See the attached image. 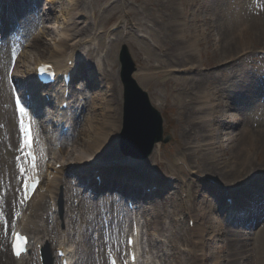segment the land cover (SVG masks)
<instances>
[{
    "label": "rangeland",
    "instance_id": "rangeland-1",
    "mask_svg": "<svg viewBox=\"0 0 264 264\" xmlns=\"http://www.w3.org/2000/svg\"><path fill=\"white\" fill-rule=\"evenodd\" d=\"M38 3L39 8L36 11L39 10L38 14L42 12L43 16L35 35H39L40 29L46 31V40L42 38L43 41L42 39L37 41L41 51L44 47L51 48V39L56 37L59 30L65 29L60 12L62 8L64 13H69L68 21L75 31L88 26L84 32L79 33L76 40L69 42L71 45L77 43L76 55L84 63L81 66V75L75 81V87H80L76 92L77 98L80 97V100L84 98L83 101H87L88 97L87 104L93 107L96 93L107 89V82L113 84L108 88L111 90L108 93H112V105L115 115L119 118L117 125L122 128L124 101L119 52L121 46L126 44L137 69L133 76L148 92L151 102L161 112L165 134L171 136L169 143L155 147L148 159L150 170L143 171L144 178L120 176L105 170L108 174L104 182L98 184L93 182V174L84 177L81 174L70 173V169H77L82 174L94 172L95 168L89 161L87 169L79 170L75 165H71L69 172L57 175V179L63 177L70 188L71 182L75 183L82 179L83 183L80 186L83 188L78 189L83 194L87 190L93 191L91 194L94 196L93 200L106 196L110 203L114 197L116 204H119L117 194L133 200L135 198L139 206L137 214L144 222L140 242L142 260L148 262L147 264H227L234 260L236 264H264V67L260 63H263L261 53L264 52V0H78L73 5L67 0H54L53 4L51 1L38 0ZM35 16L39 18V15ZM98 37L103 47V55L107 56L109 50L111 65L115 66L116 75L113 82L105 78L103 81L99 80L96 70V63H99L96 44ZM28 50L29 58L34 60L38 56L37 53L26 48V51ZM89 50H92L96 62L94 59L90 61L87 59L86 52ZM47 53L49 52L42 54L41 59H45L43 57L47 56ZM204 61L207 62L203 63ZM24 63H27L26 60H23L21 65ZM3 67L4 64H1V72ZM145 67H149L146 72L150 76V83L138 76V71L141 72ZM108 69L111 70V67ZM197 78L207 79L201 85L195 86L193 83ZM190 87H194L193 92L196 95L207 91L218 93L219 88L217 103L221 101L230 105L223 112V115L225 114L223 118L232 126L223 125L224 132L230 129L231 133L241 134L245 123L252 129L256 146L250 153L251 160L245 165L248 170L240 176L236 177L235 173H221L219 170L224 169L223 165L219 164L217 168L215 163H210L205 169L198 166L199 161H193L189 168L184 165L177 168L171 166L170 155L175 144L183 137L182 127H187L191 120L188 117L189 108L185 105L189 101L185 93ZM6 102L11 103V98L6 94L2 81L0 84L2 208L7 205V199L12 198L15 185L13 176L16 170L14 165L16 147L12 139L10 141L12 135L10 132L13 133V138L15 137V127L13 114ZM54 106L55 104L49 103L47 108L49 110ZM48 117L50 119V113L47 119ZM82 124L83 122L77 127L81 129ZM74 134L66 146V156L70 161L73 159L74 147L78 148L81 145L78 131ZM223 143L230 147L229 154L223 159L233 158L238 148L242 147L240 142L225 140ZM54 154L55 157L61 155L59 151H55ZM223 159L221 158L218 163ZM172 161L175 162L176 158ZM54 163L55 161L52 164ZM230 165L233 163L228 164ZM87 177L90 180H87ZM52 178V175L47 176L49 181ZM152 178L163 181L154 182L157 185L151 188L146 183ZM240 182L242 184H239ZM138 184L140 187L136 188ZM238 186L239 195L242 196L236 205L240 208L236 207L234 214L229 212L228 206L231 205L226 203V198L232 197L231 190ZM64 187L56 190L57 207L61 205L63 211L55 215L57 220L51 219L58 231L54 234L56 237L66 234L70 227L68 218L71 212L67 210V198L71 192H67ZM251 187L255 190L248 193ZM146 188H149V191H146ZM74 202L78 203L77 199H74ZM87 203L91 206V203ZM82 206L81 211L84 215L86 209L92 212L91 207ZM45 209L49 211V204ZM149 210L153 211L152 215H149ZM154 214H157L158 223L157 231L153 233L149 228L150 224L152 227L155 225L152 218ZM197 214H200V223L207 226V233L214 234L206 235L203 243L195 244L194 220L190 221V218ZM259 218L261 220L255 223ZM76 219V227L80 226L81 232H85L87 227L81 226L82 218H77L76 214ZM102 233L104 231L100 234ZM72 239L71 236L70 240ZM89 239V246L84 248L90 250L93 247L92 236ZM71 243L75 248L76 244ZM84 243L89 242L87 240ZM49 244L51 254L55 257L56 244L51 242ZM109 253V250L105 253L102 247L96 248L92 253L93 258L87 253L88 257L92 258L89 264H108Z\"/></svg>",
    "mask_w": 264,
    "mask_h": 264
},
{
    "label": "bare ground",
    "instance_id": "bare-ground-1",
    "mask_svg": "<svg viewBox=\"0 0 264 264\" xmlns=\"http://www.w3.org/2000/svg\"><path fill=\"white\" fill-rule=\"evenodd\" d=\"M53 4L54 0H46V2H50ZM71 5L78 0H67ZM30 0H0V22H1V28L2 30H8L12 26H17L15 25V22L13 23L10 21L13 17V14L15 13L14 11H17L19 9H23L22 7H26L27 5L29 6ZM61 12V18L63 19L64 22V30H59V33L56 34V37L51 39V48H46L44 47V50L41 51L39 47V43L37 41H41L42 38L46 40L45 30H39V35H33V32L30 34L32 37L31 42L24 45V48H30L32 49V52L37 53V57L33 60L32 58H29V50L22 51V54L19 57V60L17 62V65L14 69L13 72V78L16 79V81L21 80L19 82H22L25 85L24 92L26 94H31V97L33 98H39L40 95L36 92L34 89L33 85L29 84L31 81L29 80L30 76H33L35 73V68L37 65L41 64V62H45L48 64H52L57 72V74L63 73V72H71L73 75L77 76V72L74 67V63L76 59V53L75 49H77V43L74 45L69 44L70 41H74L78 38L79 33L84 32L88 26L83 27L82 29H78L75 31L74 28H72L71 24H69V13H64L63 8L60 11ZM25 13L21 16L23 17ZM24 18L23 20L19 21V26L22 27L24 24ZM37 23L36 21L32 23L33 29H38L36 26ZM77 28V27H76ZM35 30V31H36ZM27 32V31H26ZM28 32H30L28 30ZM97 37V36H96ZM21 42L17 38H7V41L4 43H1L0 49H3V47L11 46L14 42ZM43 41V39H42ZM192 43V41H191ZM195 42H193L194 44ZM97 44V51H98V62L97 64V72L101 74V80L103 81V78L110 79L111 82L115 80L113 77H115V66L114 64L111 65L110 59H109V50L106 53L107 56L103 55V47L101 45V40L98 37V42ZM22 45V43L20 44ZM71 45V46H70ZM79 45V44H78ZM190 47V46H188ZM187 47V48H188ZM34 49V50H33ZM47 53V56L42 58V54ZM87 56L89 57L88 60L94 59L96 62L95 56L92 55V50H89L87 53ZM7 59H5L6 61ZM23 60L27 63H23ZM72 61V64L69 65V62ZM207 61H204L205 63ZM32 65L35 66V68H32ZM108 67H111V70L108 69ZM149 67H145L144 69L141 70V72L138 71V76L141 80H148L150 83V76L147 74L146 70ZM193 68V67H192ZM190 68V70H192ZM144 71V72H142ZM212 77V76H211ZM207 78H197L194 81V85H201ZM36 82V80H35ZM73 82V80H72ZM21 84V83H20ZM59 85H55L53 87V91L49 94L51 98L52 104H57L58 101L59 104L57 106H54V113L56 114V120H54L56 123L59 125L62 124V122L68 123L69 121V111L71 109L75 110L77 107H79L77 110L81 113L78 116V120L74 121V127H75V132L78 131V134L81 139V145L79 143V147L75 148L73 150V159L70 161L68 157L66 156V146L68 145V142L65 139H62L58 143V148L60 149L59 152L61 153L60 156L56 158V164L60 163L61 164V169L57 170L56 169V164L47 166L48 167V174L53 175V179L51 181L42 178V182L37 188L31 203L28 206H24L22 202V197H20V193H22V187L21 183H19L20 178L22 175L18 170H14V192L12 195L11 200L7 199V205L5 206V209L2 212L1 218H0V264H36L33 259H30L29 255L23 256L20 260H16L15 263H12V257L10 255L9 247L7 249L6 247V237L1 235L3 233L2 227L3 224H7L10 222H13L14 219H16V215L19 213V216L17 217L18 222L16 223V229H21L24 233H27L31 240L33 241V247L31 250L37 254L39 251V246H45L47 242L53 238V233L54 230L52 227H49V224L47 223V220L50 216H53L51 212H48L45 209V206L47 204V199H48V204H50V209L55 205L56 202V191L53 190V187L57 189L59 186H67L68 182L66 180H63V177H58L60 179H57V175H62L63 173L69 172L68 166H71L72 163L76 165L78 169L80 168H87L88 167V161L91 159L93 155L99 156L103 153H106L107 151L112 150V154L114 151V147L117 146V140L119 137L118 131H120V127L117 125L119 122V118L117 115H115L114 112V107H113V99H112V93L110 89H108L110 86L113 84H110L107 82L108 86L107 89H104L103 91L100 90L99 92L96 93V95L93 98V107L90 104H87V101H84L83 103L78 98L77 100L71 99H65L64 98V91H63V83L60 81L58 83ZM72 85V83H71ZM38 86V85H37ZM242 86V85H241ZM143 88V87H142ZM194 87L188 88L186 91L185 95L189 97V101L183 104L187 105L189 108V115L188 117L191 118L190 122L187 124V127H182V139L178 140V142L175 144L174 151L170 155V161H171V166L172 167H178L181 165H184L186 167H190L193 161L198 162V166L200 168L205 169L210 163H215L217 168L219 164L223 165L224 169H220L219 171L223 174H231L235 173L236 177L240 174H242L244 171H247L248 168L245 166L250 160H251V151L255 149L256 143L253 140V132L252 129L248 126L247 123L244 124L243 130L241 134H235L228 131H223L222 126H232V124L226 123V118H223V112L228 108L230 105L229 103L225 102H218L217 103V94L219 93V88H217V92H203L200 95H196L194 92ZM225 89H221L223 91ZM232 92V91H230ZM48 94L47 92H45ZM41 99H43L41 97ZM36 102V101H34ZM63 102H68L69 103V109L64 110L61 108V105ZM89 105V106H88ZM160 107L159 105H157ZM9 108V104L7 106ZM49 112L53 113V110H49ZM82 116H84V120H82ZM244 119V118H243ZM71 120V119H70ZM244 121V120H242ZM46 122V120H45ZM44 122V123H45ZM82 124V128L77 127L79 124ZM245 122V121H244ZM248 122V121H247ZM178 127V124H176ZM67 126V125H66ZM78 128V130H77ZM46 130L50 131L48 128V124L46 127ZM12 141L17 143L18 147V138L14 137L13 138V133L10 132ZM77 134V136H78ZM75 135V134H74ZM52 140V149L54 147V138L51 136L50 137ZM229 140L231 142H240L239 144H242V147L238 148V150L235 152L233 158L229 157L227 159H223L224 156H227L230 151L229 146H225L223 141ZM73 141V140H72ZM77 146V145H76ZM73 147V146H72ZM17 149V148H16ZM218 150V151H217ZM92 151V153H90ZM227 152V153H226ZM173 158H176V161H172ZM221 158L223 161L221 163H218L221 161ZM131 159V157H130ZM233 159V161H231ZM229 163H233V165L228 166ZM15 165H17V162H14ZM125 165V164H122ZM248 165V164H247ZM25 166V163L23 167ZM128 165H126L127 167ZM77 170V169H76ZM119 174L121 173V171ZM117 172V173H118ZM70 173H76L74 169H70ZM80 174V173H79ZM130 174V175H129ZM130 178L134 177V172L133 171H128L127 174ZM232 177V176H231ZM62 178V179H61ZM2 181V180H1ZM71 181V180H70ZM160 181L157 178H152L150 181L147 182V185L150 187L156 186L157 184H154V182L160 183ZM45 183H49L45 185ZM76 183L79 185L81 184L80 181H76ZM44 184V186H43ZM43 187V188H42ZM75 188V186H72ZM128 188L131 189L129 185H127ZM140 185L138 184L136 188H139ZM166 187V186H165ZM161 187V188H165ZM45 189V190H44ZM42 191V192H41ZM43 191L45 193H43ZM78 192V188L76 189ZM80 192L77 193L78 196L72 198L79 199V203L81 205L83 201V205L86 208H89L87 201V197L84 196V199L80 195ZM48 195V196H47ZM73 195V193H72ZM38 196V200L37 197ZM242 196V195H241ZM40 197V198H39ZM49 197V198H48ZM36 198V199H35ZM81 198V199H80ZM238 200H236L233 203V208H236V203ZM12 202L14 204L12 205ZM91 203V201H89ZM92 211L96 212V215L102 216L103 213H105V217H107L108 220V234L103 236L102 240V248L107 249L106 245L112 243L113 236L118 235L119 238L117 240L118 243H120V238L122 237L121 234H117V229L118 232L122 233L123 227L121 222V215L125 214L127 218H124L123 221L126 223L125 220H129V213L127 210L122 209L121 206L118 208L116 203H113L110 201V204L108 200L100 199L98 201H92ZM12 205V206H11ZM17 209V212H15L14 209ZM70 208L72 210H77L80 209L79 207H75L70 203ZM145 211V208H143ZM228 209L230 207L228 206ZM114 210H117L116 214ZM141 210V209H140ZM148 213V210H146ZM79 213V212H77ZM153 211L149 210V215H152ZM50 215V216H49ZM75 217L76 214H72V218L69 219L68 225L71 226L72 224V230H69L67 233V236H75L78 235L79 242L78 244L81 245V235L83 234V231L79 230V228H76L74 225L75 222ZM194 220V227H193V234L195 236L194 238V243H203L204 237L206 235L214 234V232H210L209 234L207 226H204V224L200 223L199 217L200 214L197 215H192ZM155 225L152 227L150 224L149 231L151 229L154 231H157V223L156 219L157 214H154L152 216ZM110 219V220H109ZM116 220V222H115ZM136 220V219H135ZM88 221V220H87ZM89 222V221H88ZM100 223V218H95L91 222H89V227H87V233H84L82 236L86 238L87 240L90 237L89 231H92L93 225H98ZM133 223V221H132ZM141 221H137V226L140 227ZM210 225V223H209ZM210 227V226H209ZM15 228V224L13 226V229ZM122 228V229H121ZM125 228V227H124ZM152 233V234H153ZM105 234V233H103ZM151 234V233H150ZM154 236V235H153ZM138 237V236H137ZM63 236L60 237V241L58 242L57 248L64 250L66 254V258L69 260V264H89V262L92 261V258L88 257L87 254H83V249L79 250V247H76V252L75 255L76 258L73 256L74 250H73V245H65L63 243ZM138 241L136 242L135 248H133L136 252V256L139 258V237L137 239ZM109 250H115L116 253L119 256L122 255V247L120 248V251L118 252V249L114 247V245H111ZM38 257V254H37ZM141 258V256H140ZM61 261V259H60ZM229 261L227 264H236V261L234 260L232 263ZM39 264V263H38Z\"/></svg>",
    "mask_w": 264,
    "mask_h": 264
},
{
    "label": "water",
    "instance_id": "water-1",
    "mask_svg": "<svg viewBox=\"0 0 264 264\" xmlns=\"http://www.w3.org/2000/svg\"><path fill=\"white\" fill-rule=\"evenodd\" d=\"M121 80L124 85V121L120 143L114 147L113 157L126 164L147 159L156 143L169 141L163 138L162 118L150 104L132 75L135 64L126 46L120 53ZM112 153V150L109 151ZM131 157V159H130Z\"/></svg>",
    "mask_w": 264,
    "mask_h": 264
},
{
    "label": "snow or ice",
    "instance_id": "snow-or-ice-1",
    "mask_svg": "<svg viewBox=\"0 0 264 264\" xmlns=\"http://www.w3.org/2000/svg\"><path fill=\"white\" fill-rule=\"evenodd\" d=\"M19 111L22 115L26 114V109L23 106H20ZM23 131H24V143H25V146H27L28 144H30L32 142V137L30 134V127L23 128ZM25 187H27V186H25ZM34 189H35V185H33V190ZM129 242L131 243V241H129ZM17 254H19L18 246H17Z\"/></svg>",
    "mask_w": 264,
    "mask_h": 264
}]
</instances>
